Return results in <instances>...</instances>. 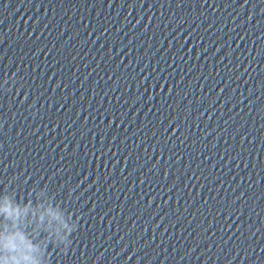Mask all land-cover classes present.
Returning a JSON list of instances; mask_svg holds the SVG:
<instances>
[{
	"label": "clouds",
	"instance_id": "1",
	"mask_svg": "<svg viewBox=\"0 0 264 264\" xmlns=\"http://www.w3.org/2000/svg\"><path fill=\"white\" fill-rule=\"evenodd\" d=\"M17 84L14 73L6 76L0 92L18 91ZM9 185L0 190V264H52L54 251L68 253L79 217L47 185H33L26 196Z\"/></svg>",
	"mask_w": 264,
	"mask_h": 264
}]
</instances>
